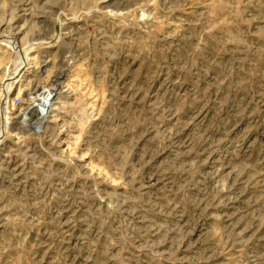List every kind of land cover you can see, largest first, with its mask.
Masks as SVG:
<instances>
[{
  "label": "rangeland",
  "instance_id": "1",
  "mask_svg": "<svg viewBox=\"0 0 264 264\" xmlns=\"http://www.w3.org/2000/svg\"><path fill=\"white\" fill-rule=\"evenodd\" d=\"M0 264H264V0H0Z\"/></svg>",
  "mask_w": 264,
  "mask_h": 264
},
{
  "label": "bare ground",
  "instance_id": "2",
  "mask_svg": "<svg viewBox=\"0 0 264 264\" xmlns=\"http://www.w3.org/2000/svg\"><path fill=\"white\" fill-rule=\"evenodd\" d=\"M54 87V86H53ZM56 89H58V86H56V88H53L52 90H50L51 92H49V93H47L46 95H44L45 93H43V92H39L38 94H36V96L34 97V102H33V104H32V108H30V109H27V114H30V115H32L36 110V107H37V109H38V104H40V106H45V104H46V102H48L49 100H50V97H52L53 96V94H54V92L56 91ZM46 96H47V98H46ZM45 98H46V101H45ZM51 101V100H50ZM43 103H45V104H43ZM51 103V102H50ZM41 109V108H40ZM43 109V108H42ZM40 111V110H39ZM38 111V112H39ZM48 111V110H47ZM39 113H41V112H39ZM47 114V113H46ZM43 115V114H42Z\"/></svg>",
  "mask_w": 264,
  "mask_h": 264
}]
</instances>
